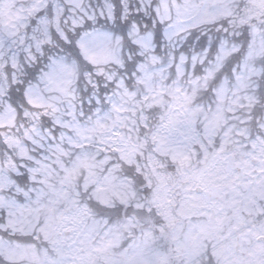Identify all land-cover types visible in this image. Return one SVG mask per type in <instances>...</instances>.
<instances>
[{
	"label": "snow or ice",
	"instance_id": "6c2138e0",
	"mask_svg": "<svg viewBox=\"0 0 264 264\" xmlns=\"http://www.w3.org/2000/svg\"><path fill=\"white\" fill-rule=\"evenodd\" d=\"M0 264H264V0H0Z\"/></svg>",
	"mask_w": 264,
	"mask_h": 264
}]
</instances>
